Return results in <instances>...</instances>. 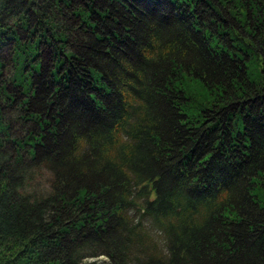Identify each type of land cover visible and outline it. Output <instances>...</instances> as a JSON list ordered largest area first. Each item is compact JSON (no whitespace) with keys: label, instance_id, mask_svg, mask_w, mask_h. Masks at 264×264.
Masks as SVG:
<instances>
[{"label":"trees","instance_id":"1","mask_svg":"<svg viewBox=\"0 0 264 264\" xmlns=\"http://www.w3.org/2000/svg\"><path fill=\"white\" fill-rule=\"evenodd\" d=\"M0 264H264V0H0Z\"/></svg>","mask_w":264,"mask_h":264},{"label":"clouds","instance_id":"2","mask_svg":"<svg viewBox=\"0 0 264 264\" xmlns=\"http://www.w3.org/2000/svg\"><path fill=\"white\" fill-rule=\"evenodd\" d=\"M164 254H165L166 256H170V253L167 251V249L164 250Z\"/></svg>","mask_w":264,"mask_h":264},{"label":"rangeland","instance_id":"3","mask_svg":"<svg viewBox=\"0 0 264 264\" xmlns=\"http://www.w3.org/2000/svg\"><path fill=\"white\" fill-rule=\"evenodd\" d=\"M102 258H104L105 259V257L103 256Z\"/></svg>","mask_w":264,"mask_h":264}]
</instances>
